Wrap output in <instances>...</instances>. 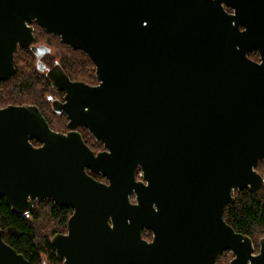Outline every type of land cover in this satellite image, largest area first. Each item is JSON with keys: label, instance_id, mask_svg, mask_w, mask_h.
I'll return each mask as SVG.
<instances>
[{"label": "water", "instance_id": "obj_1", "mask_svg": "<svg viewBox=\"0 0 264 264\" xmlns=\"http://www.w3.org/2000/svg\"><path fill=\"white\" fill-rule=\"evenodd\" d=\"M33 24L82 51L98 81L47 72L65 134L35 106L0 108V198L18 216L46 199L72 210L56 260L215 264L229 251V264H264V237L255 253L223 218L235 191L264 187V0H0V83ZM0 264H29L1 229Z\"/></svg>", "mask_w": 264, "mask_h": 264}, {"label": "trees", "instance_id": "obj_2", "mask_svg": "<svg viewBox=\"0 0 264 264\" xmlns=\"http://www.w3.org/2000/svg\"><path fill=\"white\" fill-rule=\"evenodd\" d=\"M60 64L69 75L82 74L86 79L93 78L91 63L79 51L73 52L66 46H61ZM67 51H65V50ZM79 54L84 59H81ZM255 53H249L252 59ZM22 61H16L14 75L0 83V106L8 104L29 103L35 104L41 109L48 110L49 106L45 96L50 92L48 80L34 67V63L28 53L22 55ZM75 58L72 68L68 69L70 58ZM21 59V57H20ZM56 122L48 119L50 128L60 131L64 128L66 119L64 116L56 118ZM88 138L85 143L92 150H99L101 144L95 141L86 131ZM264 160L260 161L256 171L264 178ZM137 171V178H138ZM234 202L224 209L223 218L236 232L248 236L258 250V240L264 237V187L257 193L248 191L233 193ZM71 214L66 207H59L51 199L36 202L28 215L18 216L7 207L3 198H0V229L3 241L21 254L29 264H41L44 256L47 262L58 264L55 259V251L50 244V239L57 233L66 231L65 225ZM144 236V235H143ZM223 253L215 264H227L221 259Z\"/></svg>", "mask_w": 264, "mask_h": 264}, {"label": "flooded vegetation", "instance_id": "obj_3", "mask_svg": "<svg viewBox=\"0 0 264 264\" xmlns=\"http://www.w3.org/2000/svg\"><path fill=\"white\" fill-rule=\"evenodd\" d=\"M32 35H33V42L31 43V45H30V49L29 50H24V49H18L15 53H14V55H13V64H14V69H15V63H16V61H20V57H22V55H24L25 53H28V56L29 57H31L32 58V60H33V63H34V67H35V69L40 73V74H42L46 79H47V77H46V74H47V72L49 71V70H51L56 64H58V65H60V67L62 68V66H61V64H60V58L61 57H58V60L57 61H54L53 63H52V60L50 59V55H51V52H52V48H51V45L53 46L54 44H56V45H59V46H66V47H68V48H70L69 46H67V45H65V44H62L61 42H60V40H59V38H57V37H54V36H52V35H50V34H46L45 32H44V30H42L40 27H38L37 25H35V24H33L32 26ZM31 48H33V49H35V48H37L38 50L36 51V52H34V51H32L31 50ZM46 49H48L49 50V52H46ZM71 49V48H70ZM71 51H73V52H76V51H79V50H72L71 49ZM80 53H82L88 60H89V62L91 63V65H90V68H92L93 69V78L92 79H89V80H86L83 76H82V74H76V76H74V75H69V73L64 69V68H62V70L64 71V73L66 74V76L69 78V80L71 81V82H80V83H84V84H86V85H88V86H90V87H93V86H96L97 84H98V81H97V79H96V77H95V68H94V65L92 64V62L90 61V59L82 52V51H79ZM58 56H60V54H58ZM79 56L81 57V59H84L85 60V57H83V56H81L80 54H79ZM75 61V58H73V57H71L70 58V64H69V67H68V69L70 70V71H72L71 70V68H72V62H74ZM10 78V77H9ZM48 80V79H47ZM48 82H49V85H50V92L45 96V100H46V102H47V105L49 106L48 108V110H50V112L49 111H47V109L46 110H44V109H41L40 107H38L37 105H35V104H29V103H21V104H8V105H6V106H0V108H5V107H7V106H10V105H12V106H35V107H37L38 109H39V111H40V113L43 115V117L45 118V120L47 121V123H48V119H50V118H52V117H54V118H61L62 116H64V118L66 119V123H65V126H64V128H60V131H54V130H52L51 128V130L52 131H54V132H57V133H62V134H65L67 131H68V129H67V122H68V119H67V117H66V115L64 114V113H59V114H57V113H55L54 111H53V109H52V102L53 101H55V102H58V103H63L64 102V95H65V93H64V91H60V90H55L54 88H52V86H51V84H50V81L48 80ZM49 125V124H48ZM50 127V126H49ZM75 131L76 132H78L79 134H80V136H81V138H82V140H83V142L85 143V141L87 140V139H89L88 138V135H86L85 134V131L88 133V131L86 130V129H84V128H82V127H80V126H77L76 128H75ZM89 134V133H88ZM93 139H94V137L91 135V134H89ZM87 138V139H86ZM95 140V139H94ZM96 141V140H95ZM98 142V141H97ZM30 144L33 146V147H35V148H37V147H39L40 146V144H38L36 141H30ZM86 144V143H85ZM87 145V144H86ZM88 146V145H87ZM89 147V146H88ZM92 150V149H91ZM102 150V145H101V148L99 149V150H92L94 153H97V152H99V151H101ZM139 171V170H138ZM91 176L95 179V180H97V181H99V182H103V183H106V180L102 177V176H97V175H93V174H91ZM140 176H141V173H140V171H139V173H138V180L140 179ZM136 177H137V172H136ZM70 209V208H69ZM71 210V209H70ZM71 214H72V210H71ZM70 214V215H71ZM70 217V216H69ZM68 220V219H67ZM67 223V222H66ZM65 229H66V225H65ZM66 233V231L65 232H63V234H65ZM57 234H61V233H57ZM144 235V236H143ZM142 237L145 239V240H147V241H151V239H152V234H151V232L150 231H143L142 232ZM51 240V239H50ZM223 253H230L229 251H224ZM222 253V254H223ZM255 253H257L256 251H255ZM221 254V255H222ZM232 254V253H231ZM221 255H219V256H221ZM218 256V257H219ZM217 257V258H218ZM232 258H233V255H232ZM231 258V259H232ZM56 259V258H55ZM217 260V259H216ZM57 261V260H56ZM57 262H59V261H57ZM61 263V262H60ZM48 264H54L53 262L52 263H48Z\"/></svg>", "mask_w": 264, "mask_h": 264}, {"label": "rangeland", "instance_id": "obj_4", "mask_svg": "<svg viewBox=\"0 0 264 264\" xmlns=\"http://www.w3.org/2000/svg\"><path fill=\"white\" fill-rule=\"evenodd\" d=\"M51 48H52V49H51L52 52H51V55H50V59L52 60V63H53L54 61H57V60H58V57H60V56H58V54H60V51H62V47L59 46V45L54 44L53 46L51 45ZM64 50H65V49H64ZM65 51H66V50H65ZM66 52H67V51H66ZM255 54H256V56L253 57L252 60H254V61H258V60H259L258 54H257V53H255ZM22 59H23V57H21L20 60L22 61ZM49 120L52 121V122H56V121H57V119L54 118V117L50 118ZM61 128H63V127L61 126ZM258 164H259V163H258ZM263 169H264V168H263ZM51 238H52V237H51ZM258 250H259V245H258ZM258 250H257L256 252H258ZM231 258H232V254H231V253H225L223 259H221V260L224 261V262L227 261V264H229ZM45 259H46V258L43 256V257H42V263H41V264H48V263H49V262H47ZM58 264H62V263H58Z\"/></svg>", "mask_w": 264, "mask_h": 264}]
</instances>
